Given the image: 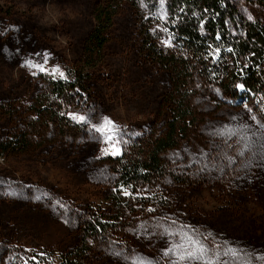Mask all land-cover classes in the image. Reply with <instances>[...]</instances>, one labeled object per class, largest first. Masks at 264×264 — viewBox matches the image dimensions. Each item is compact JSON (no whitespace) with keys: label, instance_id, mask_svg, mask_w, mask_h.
Returning a JSON list of instances; mask_svg holds the SVG:
<instances>
[{"label":"rangeland","instance_id":"rangeland-1","mask_svg":"<svg viewBox=\"0 0 264 264\" xmlns=\"http://www.w3.org/2000/svg\"><path fill=\"white\" fill-rule=\"evenodd\" d=\"M100 1L0 0V264L17 251L68 264L92 214L112 229L82 264H264V96L195 84L199 121L165 153L169 174L120 188L115 160L165 129L173 85L128 4L87 61ZM236 2L264 24V4ZM153 34L171 46L160 23ZM71 70L90 74L89 101L75 96L49 125H29ZM20 128L27 145L4 150Z\"/></svg>","mask_w":264,"mask_h":264},{"label":"trees","instance_id":"trees-1","mask_svg":"<svg viewBox=\"0 0 264 264\" xmlns=\"http://www.w3.org/2000/svg\"><path fill=\"white\" fill-rule=\"evenodd\" d=\"M237 0H101L93 14L94 26L88 37L87 61H93L109 41L116 14L130 5L138 16L146 53L165 69L173 85L164 101L166 125L154 138L143 141L135 149L115 160L118 186L134 189L166 177L165 153L178 141L188 138L199 121V113L191 103L194 85L206 79L217 82L226 92L240 95L251 93L264 96V24L248 21L240 12ZM253 1V0H245ZM264 4V0H256ZM160 23L171 46H163L153 34L154 24ZM83 70H71L66 80L53 87V97L40 101L34 109L29 125L34 121L50 124L59 116L64 103L77 96L89 101L92 78ZM72 99V100H71ZM12 116V108L6 107ZM58 116V117H57ZM51 117V118H50ZM36 119V120H35ZM20 128L7 141V148L27 145L28 134ZM112 224L106 217L95 214L81 228V241L66 259L68 264H82L93 253V245L105 241ZM14 264H51L49 253L15 254Z\"/></svg>","mask_w":264,"mask_h":264},{"label":"snow or ice","instance_id":"snow-or-ice-1","mask_svg":"<svg viewBox=\"0 0 264 264\" xmlns=\"http://www.w3.org/2000/svg\"><path fill=\"white\" fill-rule=\"evenodd\" d=\"M202 251V250H201ZM189 256H195V253L194 252H190L189 253Z\"/></svg>","mask_w":264,"mask_h":264}]
</instances>
